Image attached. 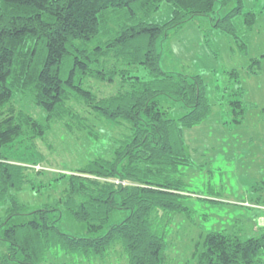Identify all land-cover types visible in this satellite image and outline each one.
I'll list each match as a JSON object with an SVG mask.
<instances>
[{"label":"trees","instance_id":"1","mask_svg":"<svg viewBox=\"0 0 264 264\" xmlns=\"http://www.w3.org/2000/svg\"><path fill=\"white\" fill-rule=\"evenodd\" d=\"M217 1L0 0V264H82L111 254L124 264H168L173 219L193 215L185 202L192 192L180 178L181 168L192 165L184 131L207 119L212 104L201 75L161 70L160 51L170 30L217 13L212 26L247 53L240 26L251 30L257 14L245 11L242 0H220L216 11ZM232 1L236 5L221 14ZM164 3L170 18L149 22ZM140 67L148 77L132 75ZM260 69L261 58H250L247 74ZM228 75L239 81L237 71ZM118 78L120 89L108 97L98 98L87 84ZM244 92L231 89V125H239L250 106L241 100ZM26 93L43 119L15 105ZM164 97L185 112L171 116L160 105ZM76 105L126 125V132L109 138L89 132L97 149L111 144L108 157L97 152L56 173L36 169L43 165L37 140L53 124L87 130ZM53 188L58 194L34 208L19 197ZM63 215L80 235L59 228ZM193 248L194 264H264V232L244 238L211 230Z\"/></svg>","mask_w":264,"mask_h":264},{"label":"rangeland","instance_id":"2","mask_svg":"<svg viewBox=\"0 0 264 264\" xmlns=\"http://www.w3.org/2000/svg\"><path fill=\"white\" fill-rule=\"evenodd\" d=\"M242 1L245 11L257 14L251 30L240 26L247 53L240 51L231 38L212 26L217 13L210 17H196L183 24L178 31L170 30L169 37L161 46V70L189 76L201 75L212 104V114L207 119L184 131L192 165L181 168L180 178L186 189L192 192L185 202L193 210V215L190 219L181 215L173 219L167 237L168 264H194L191 256L193 245L199 236L208 231L236 233L244 238L264 232V0ZM235 5L232 1L221 14ZM219 9L220 0L216 2V11ZM170 16L171 8L164 3L149 22L164 23ZM240 20H236L237 25H240ZM250 58H261V69L257 75L251 76L246 72ZM110 61L109 65L114 62ZM232 70L239 73L238 82L229 77L228 73ZM132 75L148 77L141 67L136 68ZM87 84L98 98L115 94L121 86L119 78L112 84L95 79ZM237 86L245 91L241 100L250 106L246 108L242 122L231 125L228 101L233 98L230 96L231 89ZM14 102L37 119L45 117L44 112L32 104L28 93L16 97ZM160 105L173 117L185 112L182 104L166 97L161 98ZM75 107L79 116L86 120L87 130L77 129L74 125L73 131L68 132L64 123L53 124L45 139L37 140L43 158L39 163L44 166H35L36 169L56 173L79 167L87 158L95 157L97 152L108 157L111 144L106 150L103 147L97 149L98 141L89 132H95L99 138L119 137L126 132V125L102 120L83 105ZM13 158L25 161L24 156ZM25 162L29 163V160ZM50 173H47L48 177H51ZM57 194V188H53L39 195L24 191L19 197L24 202H30L34 208L51 201L52 196ZM260 197L261 202L257 200ZM58 226L65 233L80 235L73 221L65 215ZM82 264L124 262L111 254L104 261Z\"/></svg>","mask_w":264,"mask_h":264},{"label":"crops","instance_id":"3","mask_svg":"<svg viewBox=\"0 0 264 264\" xmlns=\"http://www.w3.org/2000/svg\"><path fill=\"white\" fill-rule=\"evenodd\" d=\"M257 200L261 202V197H260V198H258Z\"/></svg>","mask_w":264,"mask_h":264}]
</instances>
